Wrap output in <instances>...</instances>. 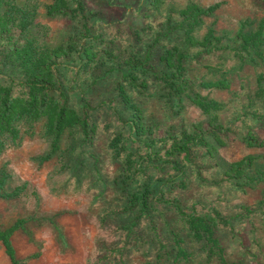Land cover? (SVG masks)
<instances>
[{"label":"rangeland","instance_id":"obj_1","mask_svg":"<svg viewBox=\"0 0 264 264\" xmlns=\"http://www.w3.org/2000/svg\"><path fill=\"white\" fill-rule=\"evenodd\" d=\"M54 1L2 0V11L13 7L20 17L24 9L30 22L24 31L14 26L11 35L0 36V84L27 94L18 84L23 73L7 56L14 43L31 40L65 51L56 72L72 107L95 129L86 140L78 126L67 127L51 156L54 136L46 133L45 119L22 122L20 136L6 141L0 151L3 193L21 190L0 195V229L20 225L11 236L15 259L0 240V264H216L191 240L176 204L190 212L219 211L229 220L217 228L228 258L264 264V143L245 140L252 133L264 141V50L244 61L223 49L190 60L193 90L223 104L208 112L188 96L190 88L167 95V84L155 75L172 72L167 60L146 70L141 65L152 46L163 53L182 43L181 30H170L187 6L219 3L195 34L203 39L213 28L234 48L240 34L260 28L264 0H84L85 19L71 9L52 13ZM220 78L230 85L200 84ZM215 122L222 129L207 132ZM200 131L205 144L193 147L191 162L165 156L175 138ZM246 156L253 164L244 174L233 172L232 164ZM141 191L151 195L148 216L139 214L141 205L130 209ZM175 235L183 237L187 258L178 257Z\"/></svg>","mask_w":264,"mask_h":264},{"label":"trees","instance_id":"obj_2","mask_svg":"<svg viewBox=\"0 0 264 264\" xmlns=\"http://www.w3.org/2000/svg\"><path fill=\"white\" fill-rule=\"evenodd\" d=\"M70 2L71 0H55L51 7V12L55 14L69 13L71 9L72 15L85 19L87 14L85 12L84 0H73L74 4H76L74 9L71 8ZM2 4L3 2L0 0V36L4 37L5 34L11 35L14 26L20 28L22 31L26 30L30 22V14L24 9H19L18 13H20V17H18L15 15L16 9L13 7L9 10L2 11ZM218 6L219 3L209 6L192 4L182 9L179 12L181 19L174 29L172 28L170 30V32L175 31V35H179L178 33L181 30L183 33L182 36L180 34L182 43H176L172 46L173 48L171 50L163 53H160L163 49L162 47L157 45L152 46L147 50L145 57L141 60L143 62L141 65L144 67L142 69L144 70L153 66L162 58L163 60H167L172 72H155L159 81L167 84V95L171 97L175 93L187 91L190 88L188 96L207 112L212 109L218 110L223 107V104L193 90V83L190 78V60L193 58L200 60L205 58L206 55L216 54L220 49H223L234 52L236 57L244 61L248 56L253 58L254 54L262 56L264 50V20L255 33L240 34L238 36V40L240 41L238 47L231 48L230 45L223 44V38L217 35L213 28L206 33L203 39H199L195 32L201 19L204 16L212 15ZM83 28V35L87 37V32L90 29L86 20L84 21ZM9 38L12 39L11 36ZM220 43H222V47L218 48L217 44ZM85 48L93 53L91 46H85ZM192 48H198L200 50L195 55H191L188 51ZM64 53L65 51L41 46L31 40L22 46L14 43L12 48L9 49L7 55L9 60L16 63V67L24 75L23 79L18 80V84L27 89V94L26 96L15 95L12 85L0 84V151L4 149L8 139L14 142L20 136L22 122L34 125L41 119H45L44 128L46 133L54 136L49 156L59 147L60 138L67 127L78 126L86 140H90L93 137L95 124L89 120L87 115L85 117L81 116L76 108L72 107L67 91L56 72L58 59ZM200 84L212 88H225L230 85L229 80L222 78L202 80ZM86 105L88 106L87 103ZM216 122L212 130L206 131L214 133L217 130H221L222 125L219 123L216 124ZM203 133L202 131L195 134L184 133L181 139L175 138L172 146L166 150L165 156L171 158L182 157L184 161L191 162L193 147L205 144ZM245 140L250 145H262L264 143L263 140H259L252 133L247 134ZM253 160V156H246L240 161L234 162L232 164V171L236 174L241 172L244 174L245 166L252 165ZM175 168L180 169L179 166ZM4 183L5 178H1V196L13 197L18 195L21 188L16 189L12 193L4 192V194ZM150 196L149 194L147 195V191L133 194L132 199H130V209H133L136 205H141L139 214L142 215L150 206ZM163 200L162 198L155 199V201L159 202ZM151 204L154 205V202ZM175 207L181 215V223L187 227L191 240L201 243V250L204 252V257H206L208 263L240 264V262L232 261L228 258L226 248L217 235V228L220 225L227 226L229 224L228 218H225L217 210L199 212L194 209L193 212H190L178 204ZM145 213L147 216L149 215V211ZM138 219L139 215L137 216ZM19 225L20 223H16L5 230L0 229V240L3 242L7 253L13 259H15V251L11 242V236ZM175 240L180 246L177 252L178 257L186 256L187 258L190 253L186 255L187 250L182 245L184 242L183 237L175 235Z\"/></svg>","mask_w":264,"mask_h":264}]
</instances>
